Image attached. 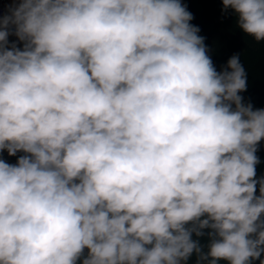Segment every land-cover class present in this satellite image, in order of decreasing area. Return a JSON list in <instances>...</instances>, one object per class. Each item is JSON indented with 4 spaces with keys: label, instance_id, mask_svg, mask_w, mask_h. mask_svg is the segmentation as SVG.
I'll return each instance as SVG.
<instances>
[{
    "label": "clouds",
    "instance_id": "9594fccd",
    "mask_svg": "<svg viewBox=\"0 0 264 264\" xmlns=\"http://www.w3.org/2000/svg\"><path fill=\"white\" fill-rule=\"evenodd\" d=\"M222 3L264 41V0ZM192 19L180 0H22L0 16V151L25 153L0 159V264L260 259L264 109Z\"/></svg>",
    "mask_w": 264,
    "mask_h": 264
},
{
    "label": "trees",
    "instance_id": "16d2710c",
    "mask_svg": "<svg viewBox=\"0 0 264 264\" xmlns=\"http://www.w3.org/2000/svg\"><path fill=\"white\" fill-rule=\"evenodd\" d=\"M180 2L193 16L190 23L199 27L198 35L204 37L207 54L216 70L218 72L225 70L228 60L233 56H238L247 75V89L239 93L243 97L242 102L245 105L250 103L254 110L264 109V41L257 42L252 36L244 33L237 25V15L231 8L225 10L222 0H180ZM8 41L9 48L15 43L18 48L23 50L24 42L15 35H9ZM22 155L25 153L17 152L15 156H9L7 152L0 154V159L10 164ZM256 155L260 160V163L256 165L257 174L260 166L264 163V139L260 141ZM255 195H260L258 188ZM203 231L205 232L204 236L196 237L193 234L192 238L198 240L203 251L207 252L209 244L207 233L210 230L204 229ZM197 259V254L193 253L186 264H197ZM260 259H264V253ZM260 259L253 260L252 264H260ZM77 264H81V261H77ZM202 264H207V261ZM217 264H229V261L219 260Z\"/></svg>",
    "mask_w": 264,
    "mask_h": 264
},
{
    "label": "built area",
    "instance_id": "2783aa9c",
    "mask_svg": "<svg viewBox=\"0 0 264 264\" xmlns=\"http://www.w3.org/2000/svg\"><path fill=\"white\" fill-rule=\"evenodd\" d=\"M18 1V0H17ZM12 6L11 0H0V16L8 13V9ZM7 151H0V154H6ZM17 160L12 161L10 164H16ZM88 250L85 249L84 256H87ZM83 258V257H82Z\"/></svg>",
    "mask_w": 264,
    "mask_h": 264
},
{
    "label": "rangeland",
    "instance_id": "374dc122",
    "mask_svg": "<svg viewBox=\"0 0 264 264\" xmlns=\"http://www.w3.org/2000/svg\"><path fill=\"white\" fill-rule=\"evenodd\" d=\"M11 2H12V5L15 4L18 6V4L20 3V0H18V1L17 0H11ZM256 176H257V177H255L256 179H260V178L264 177V166H262V167L260 166ZM258 187H259V185H258Z\"/></svg>",
    "mask_w": 264,
    "mask_h": 264
},
{
    "label": "crops",
    "instance_id": "0c3cea01",
    "mask_svg": "<svg viewBox=\"0 0 264 264\" xmlns=\"http://www.w3.org/2000/svg\"><path fill=\"white\" fill-rule=\"evenodd\" d=\"M264 166V163H262L261 167ZM257 177V176H256ZM257 188L259 189L258 185H257Z\"/></svg>",
    "mask_w": 264,
    "mask_h": 264
}]
</instances>
